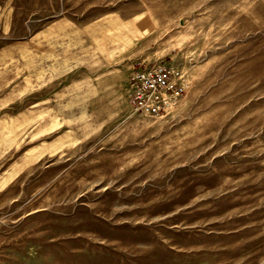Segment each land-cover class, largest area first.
Instances as JSON below:
<instances>
[{"label":"rangeland","instance_id":"obj_1","mask_svg":"<svg viewBox=\"0 0 264 264\" xmlns=\"http://www.w3.org/2000/svg\"><path fill=\"white\" fill-rule=\"evenodd\" d=\"M0 264H264V0H0Z\"/></svg>","mask_w":264,"mask_h":264},{"label":"built area","instance_id":"obj_2","mask_svg":"<svg viewBox=\"0 0 264 264\" xmlns=\"http://www.w3.org/2000/svg\"><path fill=\"white\" fill-rule=\"evenodd\" d=\"M177 72L170 66L154 63L136 71L131 78V102L149 115H160L175 105L183 92Z\"/></svg>","mask_w":264,"mask_h":264},{"label":"bare ground","instance_id":"obj_3","mask_svg":"<svg viewBox=\"0 0 264 264\" xmlns=\"http://www.w3.org/2000/svg\"><path fill=\"white\" fill-rule=\"evenodd\" d=\"M137 18H138V17H137ZM126 22H127V21H126ZM121 25H122V24H121ZM121 25H120V27H122ZM109 27H110V26H109ZM118 27H119V26H118ZM123 27H124V26H123ZM108 29H109V28H108ZM110 30H111V29H110ZM1 119H2V118H1ZM8 119H9V118H8ZM4 120H5V119H4Z\"/></svg>","mask_w":264,"mask_h":264}]
</instances>
